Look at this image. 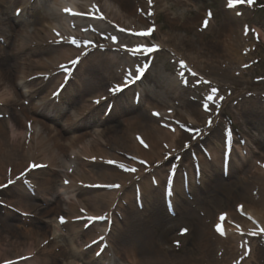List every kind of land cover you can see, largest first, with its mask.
<instances>
[{
  "label": "bare ground",
  "instance_id": "obj_1",
  "mask_svg": "<svg viewBox=\"0 0 264 264\" xmlns=\"http://www.w3.org/2000/svg\"><path fill=\"white\" fill-rule=\"evenodd\" d=\"M82 1L71 3L74 12L68 13L63 0H0V57L5 53V60L14 59L13 69L7 71L9 69L6 68L5 77L0 75V113H6L19 105L22 121L15 112L11 120L15 121L13 126L22 127L27 135L24 138L7 136L6 127L0 122V185H5L0 187V194L8 198L3 200L6 205L10 204L28 216V219L14 225L16 232L13 231L12 239L0 242L7 247L4 252L1 251L0 258L4 261L1 264H58V259L63 262L61 264H78L81 257L85 256L87 264H94L99 246L82 248L90 245L100 233L93 234L89 227L85 228L89 217L101 221L100 214L107 215L106 219H109V212L113 215L112 224L108 221L99 223L102 229L106 230L110 225L109 232L112 233L116 226L130 242L138 238L140 233L146 232L151 223L172 220L171 216H162L161 202L165 210L166 207L162 199L163 192L159 191L164 184L165 166L179 152L183 158L180 162L185 161L188 165L191 181L184 187L176 176L168 188L171 204L182 218L187 217L186 205L189 201L186 195L198 197L197 191L200 189L197 181L203 183L204 187L219 179L220 186L216 185L217 189L208 198L220 195L222 188H237L233 182L224 183L220 180L223 179L220 152L224 145L222 140H218V129L222 119L215 115L214 104L206 110L200 98L197 101L187 97L189 89L195 91L200 84L187 87L180 85L173 76H168L165 70L176 68L172 67L177 65L175 58L170 64H162L160 69L152 62L139 82L136 81L137 70L118 76L120 69L124 70L123 65L119 64L120 60L128 61L133 57L141 64V61L148 62L154 57L151 47L146 46L143 51L125 47L134 42L133 37L146 32V17L142 13L135 15V9L126 11L121 0ZM162 1L158 0V3ZM36 2L40 3L41 11H35ZM10 7H13L11 15L5 12ZM15 12L18 13L16 16L12 14ZM63 19L66 20L65 24L61 21ZM176 23L171 20L169 25L174 27ZM180 24L188 27L185 21ZM160 29L154 30L151 36ZM230 35L231 29L227 32L229 40ZM172 36V33L166 32L165 37L157 39L155 48L162 50L170 47L168 43ZM173 39L181 41L183 38L174 34ZM72 41H76V44H72ZM222 41L219 38L217 43L221 44ZM3 44L9 45L8 50L3 49ZM230 45L223 43L225 52ZM106 51H116V55L109 56ZM196 51H193V56H189L173 46L170 48V52L179 58L177 62L184 67V73L188 71L207 75L211 72L207 65L218 62L212 59L216 55L204 49ZM236 55L237 50L231 45L230 59L237 61ZM232 60L228 62L234 63ZM114 69L117 73H114ZM152 72L157 73V76L151 78L152 85L146 89L140 82L147 80ZM110 81L120 86L114 89ZM77 97L80 98L76 101ZM23 103L26 105L23 106ZM74 104L75 108H68ZM104 104L109 106L108 112H105ZM138 107L141 111L145 107L148 116L137 112ZM86 115L91 118H85ZM118 116L129 131L127 140L113 126H105L109 118ZM27 121L30 123L29 131L25 125ZM185 127L190 129L188 133L182 131ZM223 130L224 127L221 129L222 136ZM212 139L217 141L213 142ZM200 143L211 150L207 155L198 152L195 161L187 153ZM255 143L264 147L262 137L257 138ZM231 151V173L234 174L235 167L242 174L244 182L254 183L261 195L254 199L249 193L240 192L232 207L228 204L227 209L216 212L220 219H226L225 222L211 223V229L220 224L223 230L225 239L212 231L220 241L219 247L223 254L218 260H203V264H237L240 260L237 257L244 259L246 256L236 255L239 253L236 250L239 231L247 230L248 227L253 231L257 227L264 231V171L255 163H246L245 157H237L233 149ZM246 154H249L248 151ZM209 157L211 160H208ZM194 164L200 172L198 179L189 167ZM120 167H126L127 171ZM58 172L63 177L60 182L66 180L67 183L56 185L53 178ZM248 173L251 175L248 176ZM97 183L113 184L115 187L112 191L106 188L93 189ZM134 184L140 198L137 200L143 204L141 209L135 203ZM56 186L69 201L54 206ZM28 187L33 188L34 195L28 194L25 189ZM55 211L64 219V223L59 225L62 229L66 228L72 238L82 237L80 248L85 254L49 238L44 230L37 228V223L49 219ZM115 211L121 212L122 220L114 217ZM239 226L241 229L238 230ZM109 238L112 239L111 236ZM209 244L207 238L200 237L189 250L188 256L181 258L183 262L179 263L197 264L194 251L200 249L207 253ZM8 246L13 249L10 250ZM157 247L160 248L159 244ZM110 249L113 259L111 256L107 258V253H104L108 264H118L114 263L115 259L145 264L141 262L134 243L123 251L120 248ZM257 250L254 248L250 255L255 261L256 255H261ZM57 251H62L59 253L62 256L55 258L52 255ZM36 252L38 257L34 255ZM163 252L167 254L168 250ZM161 261L162 264H178L177 260L167 258V255L156 260L158 263Z\"/></svg>",
  "mask_w": 264,
  "mask_h": 264
},
{
  "label": "rangeland",
  "instance_id": "obj_2",
  "mask_svg": "<svg viewBox=\"0 0 264 264\" xmlns=\"http://www.w3.org/2000/svg\"><path fill=\"white\" fill-rule=\"evenodd\" d=\"M76 1L83 2L80 0H63V3L68 2L65 7L68 8V11H73L74 8L69 7L71 3H76ZM121 1L126 11L129 12L135 9V15L142 13L144 17H146L144 28L149 32L151 29H148V27L154 28L155 30L161 27L152 38H148L147 35L136 36L134 38V43L127 45L128 48H142L143 46L139 43H142L144 40L147 41L149 46H154L158 38L165 37L166 32L173 34L168 43L170 47L156 51L151 61L155 62L156 67L159 69L162 64H170L174 58L175 60L179 59L174 55V52H170L172 46L182 54L188 53L189 56H193V51L197 50L199 52L200 49L206 50L211 55H216L215 57L212 56V59L218 60V62L210 63V66L209 64L207 65L211 70L207 75L188 76L186 74L188 78L185 81L189 83V85L193 87L195 84H200L196 86L197 89L195 91L189 89L187 97L192 100L200 98L202 106H207V108L214 104V107H216L215 111H218V117L222 119V124L218 129V140H224L231 134L232 138L234 137L236 141L239 140L247 149L249 154L246 156V163H255L256 166L264 170V147H259L255 143L257 138L260 137H262V141H264V0H163L161 3H158V0ZM12 9V7L5 9V12L11 15ZM38 10L41 11L42 9L40 3L36 2L35 11ZM142 10L146 11L144 12ZM171 20H175L178 23L172 27L169 25ZM61 21L65 24L64 19ZM182 21L188 23V27L181 26L180 23H182ZM205 21H207V24H205ZM230 29L231 35L229 40L227 32H229ZM174 34H178L183 39L181 41H175L173 39ZM219 38L224 40L221 43L222 45L220 42L217 43ZM226 42L236 48L237 61H235V59H230L229 51L231 45L228 51L225 52L226 48L223 46V43L225 45ZM3 46V49L8 50L9 45ZM177 46L180 49H178ZM4 58L5 53L0 57V75L2 77H5V69L8 68L9 70L7 71H11L14 65V59L7 61ZM230 60L234 63L228 62ZM121 62L126 68H133V66L135 68H140L142 65V63L138 65L137 59H131L130 62L133 65L123 60H121ZM214 64H217V66H214ZM176 66L174 65L172 67ZM215 68H219V70H215ZM176 70L177 67L172 70H165V72L171 78L172 76L176 77L174 72ZM155 76H157V73L154 72L148 76L147 80H145L146 84L144 88L148 89V87L152 85L151 78L155 79ZM179 81H181V79L177 80V82ZM209 96L212 97V99H209ZM79 98L80 97H77L76 101ZM216 101H218V104H215ZM24 105H26V103H23V106ZM198 105L197 103V107L199 108L200 106ZM134 106L137 108V105ZM140 109L141 108L136 109V111L143 113L144 116H148L145 107H143V111ZM132 110L135 112V109ZM14 112L18 114L22 121L21 108L17 105L16 107H12V109L5 114L0 113V115H2L0 117V122L6 127L7 136L24 138L26 133L23 128H19L17 125L13 126L15 122H12L15 117L13 115ZM180 113L186 116L184 111L180 110ZM121 119L122 118L119 116L116 118H109L105 126H107L106 128H108V126H113L114 130H117L116 132L122 134L123 138L127 140L130 137L129 131L123 125ZM78 125H81V123ZM222 127L227 131V135L222 136ZM114 130L111 133H113ZM12 131L14 133H12ZM183 132H188V129H184ZM212 140L214 142L217 141V139ZM172 160L173 159L169 160V162H172ZM231 169L230 165L225 167V169L222 168L223 179L220 180L224 183L233 182L236 184V189L227 190L226 188H222L220 195L214 198H208L212 195V191L217 189L216 185L220 186L219 179L212 181L211 184L204 187L202 186L203 183H200L198 187L200 190L197 191L198 197L194 198L190 194H188V196L186 195L189 201L186 205V208L188 206L186 212L187 217L185 216V218H182L174 209L173 215H171V213L164 209L161 202L162 216H171L172 220H165L164 222L157 221L154 224L151 223L148 230L140 233L139 237L134 238L132 242H130L129 239L120 232L119 228L115 226L113 232H110V236L112 237V239L109 238L110 245L112 248H120L123 251L129 244L134 243L135 247L138 249L139 258L142 260L141 262L145 264H162L163 260L159 263L156 262V260H159L161 256L164 257L165 255H167V258L177 260L178 264H180L179 261L183 262V260L180 259L188 256L189 250L194 247L196 241H198L200 237H205L210 241L209 251L207 253H204V251L200 249L194 251L197 264H203V260H218L223 252L219 247L220 241L213 235L211 229V223L216 220V212L227 209L228 204L232 207L234 200L240 192L249 193L254 199L259 198L261 195V192L254 183H245V180L241 178L242 174L238 173L235 167H233L234 174H232ZM247 175L249 176L251 174L248 173ZM252 175L255 177L258 176L257 174ZM61 178V172L54 174L53 179L57 185L60 184ZM130 188L132 189V186ZM1 194L0 242L12 239L11 235L13 231L16 232L14 225L21 223L24 217V214L22 216L21 213L12 211L10 209V204L6 205L3 202V200L8 198ZM56 194L57 199L54 200V206H57L63 201L65 202L67 199L63 191L56 190ZM191 201L192 203H190ZM123 204L124 206L126 205L124 202ZM155 212H157L156 209ZM158 213L159 212H157V214ZM58 215V211H55L54 215L49 219L37 223V228L39 230H44L47 236L56 238L60 243L70 244L76 250L80 249L82 237L80 236L72 240L71 236L68 235L65 230L57 226L56 216ZM116 217L121 219L120 212H116ZM26 219L28 218L26 217ZM100 230L101 228L95 224L91 227V231L94 232V234ZM218 236L225 239L223 235L219 234ZM238 237L239 239H236L238 243L236 245V250L239 253L236 255L246 256L244 259L237 257L240 259L237 261V264H264V234L253 235L252 232H248L240 233ZM72 241H74V243L76 242L75 246L72 244ZM157 244H159L160 248L157 247ZM8 247L10 250L13 249V247ZM6 248L4 243H0V254L1 251L4 252ZM254 248H258L257 252L259 251L261 254L259 255L257 253L256 261L250 258ZM163 250H168L167 254H164ZM37 254L36 252L34 255L38 257ZM58 260L57 263H61ZM100 260L104 262V264H108V260H105L104 256L101 257ZM1 262L2 260L0 258V263ZM82 262H86V257H81L78 264H83ZM115 262L118 264H131L128 260L120 261L115 259L114 263Z\"/></svg>",
  "mask_w": 264,
  "mask_h": 264
},
{
  "label": "snow or ice",
  "instance_id": "obj_3",
  "mask_svg": "<svg viewBox=\"0 0 264 264\" xmlns=\"http://www.w3.org/2000/svg\"><path fill=\"white\" fill-rule=\"evenodd\" d=\"M205 24H207V21H205ZM138 35H147V33H139ZM113 39L115 40V37H113ZM71 43L72 44H76V41H72ZM143 50L144 49H141V48L133 49V51H143ZM147 50L149 51V49H147ZM150 51H152V49ZM73 63H75V61H73ZM143 71H144V69L140 68V69L137 70V73H142ZM137 78H139V75H137ZM117 91H119V89H117ZM208 98L212 99V97H210V96ZM205 108L207 110V106H205ZM33 167H36V166L34 165ZM9 183H11V181H9ZM65 183H67V181H65ZM0 187H5V185H0ZM221 218H223V217H221ZM89 219H96V218L95 217H89ZM61 223H64V219L63 218H61Z\"/></svg>",
  "mask_w": 264,
  "mask_h": 264
}]
</instances>
